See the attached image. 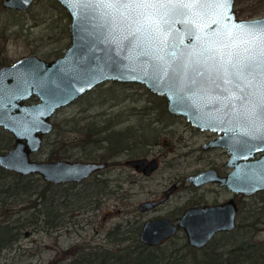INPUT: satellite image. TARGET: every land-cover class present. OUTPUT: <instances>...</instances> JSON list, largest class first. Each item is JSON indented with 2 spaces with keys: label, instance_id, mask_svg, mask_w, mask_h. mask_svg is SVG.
<instances>
[{
  "label": "water",
  "instance_id": "1",
  "mask_svg": "<svg viewBox=\"0 0 264 264\" xmlns=\"http://www.w3.org/2000/svg\"><path fill=\"white\" fill-rule=\"evenodd\" d=\"M71 15V43L54 59L39 54H25L0 67V125L11 130L16 144L0 153V164L23 174L37 173L56 183L82 181L94 171L109 164L101 159H36L31 153L42 144L43 134L53 129L50 118L60 106L80 97L105 80L145 82L150 90L166 96L168 110L184 115L193 125L218 132L219 136L204 143V147L224 146L230 152L227 161L232 167L219 174L214 167L190 173L194 184L218 181L235 193L264 190V63H254L251 74L239 87L231 85L234 96L218 91H193L169 71L164 74L156 62L142 55L141 48H132L126 39L137 27V13L131 9L106 8L95 3L77 5L75 0H59ZM34 0H2L7 8L26 9ZM222 7L217 0H205L202 12L195 19L176 18L171 32L177 38L173 67L178 68L193 53V59H203L205 48L238 44L243 50L251 45V37L238 25L264 27V16L239 17L234 10ZM147 44V41H145ZM208 56V52H204ZM172 60V57H168ZM191 76V73L189 74ZM32 95L37 101L27 102ZM220 96V99H215ZM26 101V102H25ZM259 152L262 154L257 155ZM130 166L151 173L158 168L159 158L130 157ZM174 185L166 189V195ZM162 199L141 203L147 209ZM239 205L235 197L218 203H203L188 207L179 221L160 215L149 218L141 228L140 238L149 244L185 229L190 244L206 245L214 234L235 227Z\"/></svg>",
  "mask_w": 264,
  "mask_h": 264
},
{
  "label": "rangeland",
  "instance_id": "2",
  "mask_svg": "<svg viewBox=\"0 0 264 264\" xmlns=\"http://www.w3.org/2000/svg\"><path fill=\"white\" fill-rule=\"evenodd\" d=\"M62 6L53 0H34L30 7L18 10L5 7L0 0V65L25 54L37 53L48 59L63 54L71 43L72 21L67 14L69 10ZM234 10L242 18L264 16V0H235ZM53 118L59 125L35 154L37 158H48L50 149L57 147L69 158L88 159V155L93 154V158L108 157L112 163L86 177L84 182L68 187L71 192L79 191L84 200L71 204L74 209L65 212L64 226L54 230H31L30 227L23 231L19 241L4 249L0 264H70L74 255L69 249L75 244L86 250L93 249L94 256L108 250L119 254L126 247H135L130 244L140 243L135 241L137 232L134 230L140 228L145 219L170 214L175 209L179 211L181 205H188L191 200L213 202L232 195L227 188L214 183L204 184L197 190L191 186L187 174L211 165L225 168L228 153L222 147L203 148L202 142L213 137L214 132L199 129L184 115L170 112L166 96L153 92L145 82L102 81L68 105L61 106ZM86 126L100 130L94 136L103 139L109 135L112 140H102L95 146L96 142L89 141L82 132ZM120 131L125 133V140ZM62 137L67 144H63ZM167 137L169 141L164 143ZM122 142L126 147L120 149L116 145ZM136 155H158V169L144 174L125 162L127 156ZM106 179L108 185L104 187ZM174 181L184 184L168 200L147 211L139 208L142 201L162 196ZM94 194L98 195L94 198ZM88 198L94 199L84 205ZM241 198L243 205L256 200V196ZM113 229L119 232L116 235L125 233L130 237L125 243H118L109 237ZM178 234L161 246L153 247L152 251L162 255L166 250L170 254L180 247V253L175 256L180 261L177 264H181L185 231L182 229ZM259 236L264 238V229ZM144 259L147 262L152 258Z\"/></svg>",
  "mask_w": 264,
  "mask_h": 264
},
{
  "label": "trees",
  "instance_id": "3",
  "mask_svg": "<svg viewBox=\"0 0 264 264\" xmlns=\"http://www.w3.org/2000/svg\"><path fill=\"white\" fill-rule=\"evenodd\" d=\"M53 1L63 7L59 0ZM67 14L70 15L68 11ZM56 123L59 125L58 122ZM99 131L92 129L91 126L82 128L83 134L88 137L89 141L96 142L95 146L100 145L102 140L111 139L109 135H105L103 139L94 136ZM118 133L125 140V133L121 131ZM62 141L64 145L67 144L64 137ZM12 143L10 132L0 127V151L6 150ZM123 143L116 146L123 149L126 147ZM61 150L63 149L58 148L57 151H52L51 157L65 156ZM88 158H93V154L88 155ZM107 181L106 179L104 187L108 185ZM77 182L80 181L51 182L37 173H18L0 164V255L5 248L19 241L22 232L30 227L31 230L43 228L54 230V228L64 226L65 212L68 209H74L71 204H74L75 200H84L80 197L79 191L71 192L68 189L70 185L73 186ZM97 195L94 194L93 197ZM255 196L254 202L242 206L239 214L240 222L234 230L216 234L214 239L202 248L191 246L187 239L183 238L181 247L185 251L180 256L184 257L181 264L185 262L187 264H264V238L259 236L260 230L264 229V190L252 195L253 198ZM94 198L85 199L84 205L90 200L93 201ZM97 201V205H100L101 201L98 199ZM112 237L114 241H122L130 235H113ZM127 248L129 247L124 248V252L119 254L103 253L94 256L92 255L93 249L86 250L81 245L75 244L69 249L74 255L70 264H177L180 262L178 256H175L180 253V247L172 250L170 254H167L165 250L162 255L153 252V247L148 245ZM145 257L152 259L146 262Z\"/></svg>",
  "mask_w": 264,
  "mask_h": 264
},
{
  "label": "snow or ice",
  "instance_id": "4",
  "mask_svg": "<svg viewBox=\"0 0 264 264\" xmlns=\"http://www.w3.org/2000/svg\"><path fill=\"white\" fill-rule=\"evenodd\" d=\"M217 2L230 12L234 0ZM92 3L135 11L137 27L122 39L132 48H141V54L155 61L160 72L171 71L174 77L181 78V83L189 90L228 93L224 99L230 100L234 96L230 86L239 87L238 82L247 79L254 63H264V27L242 24L237 27L252 38L246 41L250 47L241 50L233 43L215 49L205 48L200 53L203 59H193V53H189L178 68L173 67L176 54L168 49L177 46V38L171 32V25L176 18L195 19L202 12L205 0H75L77 5ZM204 52L209 55L204 56ZM215 99L219 100L220 96Z\"/></svg>",
  "mask_w": 264,
  "mask_h": 264
},
{
  "label": "flooded vegetation",
  "instance_id": "5",
  "mask_svg": "<svg viewBox=\"0 0 264 264\" xmlns=\"http://www.w3.org/2000/svg\"><path fill=\"white\" fill-rule=\"evenodd\" d=\"M37 54V53H36ZM13 62V61H12ZM9 63H11V62H9ZM3 64H6V63H3ZM2 64V65H3ZM2 65H0V67L2 66ZM97 86V85H96ZM95 87V86H94ZM94 87H92V88H94ZM92 88H90V89H92ZM87 91H89V90H87ZM87 91H85V92H87ZM84 92V93H85ZM84 93H82V94H84ZM82 94H80V96L82 95ZM79 98V97H78ZM39 99V97L38 96H36V95H32L31 96V98H29V99H27L26 101L27 102H34V101H37ZM77 99V98H76ZM76 99H74V100H76ZM73 100V101H74ZM25 101V102H26ZM72 102V101H71ZM70 103V102H69ZM66 105H68V104H66ZM64 106V105H63ZM61 107V106H60ZM59 107V108H60ZM59 110V109H58ZM57 110V111H58ZM56 111V112H57ZM55 112V113H56ZM55 113H53L52 115H51V119H52V121H53V129H51V130H49V132H46V133H44L43 134V137H42V144H41V146L39 147V149L38 150H35V151H33L32 153H31V156L32 157H34V158H36V159H49V160H51V159H61V158H67V159H78V158H69V155H67V154H64L65 156H61V157H59V158H52L51 157V152L52 151H57V147H54V148H52V149H50V153H49V157L48 158H44V157H40V158H37L36 156H35V154L36 153H38V152H40L41 151V149L43 148V146H44V144H45V142H46V138L52 133V132H54L55 131V129H56V126H57V123H56V121H55V119L53 118L54 117V114ZM0 127L1 128H3L5 131H9L10 132V134L12 135V141H13V143L10 145V147H8L6 150H3V151H0V153H2V152H7V150H9L10 148H12L15 144H16V141H15V135H14V133L11 131V130H9L7 127L5 128L3 125H0ZM199 129H201V128H199ZM104 130V129H103ZM202 130H205V129H202ZM210 130V129H209ZM211 131H213V130H211ZM214 132V135H213V137H210V138H208L207 140H205V141H203L202 142V147L203 148H210V147H222V148H224L225 149V151L228 153V158L224 161V163H225V168H220L219 166H217V165H211V166H209V167H205V168H201L200 170H203V169H209V168H211V167H214V168H216L217 170H218V173L219 174H227V172L228 171H230L231 169H232V167L231 166H229V164L227 163V161H228V159H229V157H230V152H228L227 151V149H226V147H224V146H212V145H210V146H208V147H204V143H207V142H209L210 141V139H212V138H215V137H218L219 136V134H218V132H216V131H213ZM114 135L116 134V133H113ZM113 134H111V135H113ZM112 140V139H111ZM167 141H169V138L167 137L166 139H164V143H166ZM55 142H56V140H55ZM63 154V153H62ZM260 154H262V152H259L257 155H260ZM136 156H145V155H136ZM136 156H127V158H125V162H126V160L128 159V158H130V157H136ZM146 156H148L149 158H151V157H158L159 158V165H160V157L157 155V156H149V155H146ZM83 159H85V158H83ZM88 159H91V158H88ZM94 159H98V158H94ZM105 160H108L109 161V164L108 165H110L112 162H111V160L110 159H108V157H105L104 158ZM104 159H101V160H104ZM107 165V166H108ZM129 165V164H128ZM159 165H158V167H159ZM3 166V165H2ZM107 166H104V167H107ZM6 168V167H5ZM8 169V168H7ZM135 169H137V168H135ZM158 169V168H157ZM157 169H155V170H157ZM100 170H104V168H102V169H100ZM139 172H141V173H144V174H146L144 171H142V170H139V169H137ZM155 170H153V171H155ZM200 170H196V171H192V172H190V173H196V172H200ZM97 171H99V170H97ZM152 171V172H153ZM94 172H96V171H94ZM94 172L92 173V174H94ZM151 172V173H152ZM190 173L189 174H187V180L189 181V182H191V186L194 188V189H198V188H201V186H203L204 184H209V183H214V184H218V185H220L221 187H224V188H227L230 192H231V196H229V197H227V198H225V199H223V200H220V199H215V200H213V202L212 201H209V200H207V199H205V200H203L202 199V201L200 200V201H195V200H191V203L190 204H188V205H185V206H182L181 205V207H180V209H179V211L178 210H176L175 209V211L173 210V211H171V213L170 214H160V215H166V216H169V217H172V219H174L176 222L177 221H179L180 220V216H181V214L188 208V207H190V206H192V205H202L203 203L205 204V203H209V204H213V203H218V202H223L224 200H226V199H229V198H232V197H235V199H236V201H237V204L239 205V209H238V211H237V213H236V223H235V227L233 228V229H231V230H227V229H225V230H221V231H218V232H216L215 234H214V236L216 235V234H218V233H220V232H225V231H232V230H234L237 226V223L239 222V217H240V210H241V208H242V206H245V205H243V204H241L242 203V198L241 197H244V195H248V196H252V195H255V194H249V193H235V192H233L231 189H229L227 186H225V185H223V184H220L218 181H214V180H212V181H208V182H204V183H201L200 185H196V184H194L193 183V181L192 180H189L188 179V177L190 176ZM91 174V175H92ZM147 174H150V173H147ZM90 176V175H89ZM184 183H179V182H177V181H174V182H172L166 189H168L170 186H172V185H174V189L170 192V194H168V195H166V189L164 190V194L162 195V196H159V197H153V198H148V200L149 199H162L161 201H159V203L158 204H156V205H154V206H152V207H149V208H147V209H142V207H141V203L143 202H141L140 203V205H139V208L140 209H142V210H144V211H147V210H149V209H152V208H155V207H157V206H159V204L160 203H162V202H164V201H166V200H168L169 198H170V195L173 193V192H175L176 190H179V188H180V185H183ZM256 193V192H255ZM249 203H251V202H249ZM153 217H160V216H153ZM153 217H149V218H153ZM148 218V219H149ZM148 219H145V221L142 223V225H141V227L136 231V230H134V232L136 231L137 232V239H135V241H138V242H140L138 245H137V243H135V244H130V245H133V246H140V245H148V246H152V247H155V246H158V245H161L164 241H168L169 239H171L172 237H176V236H179V234H178V232L180 231V230H182L183 228H181V227H179L178 229V231L175 233V234H172V236H170V237H168V238H164V239H162L161 240V242L160 243H156V244H153V243H151V244H149V243H147V242H145V241H142V239L140 238V233H141V228H142V226L144 225V223L148 220ZM132 228H129V230H131ZM184 231H185V229H183ZM119 231V230H118ZM132 231V230H131ZM110 232V235H109V237L110 238H113L111 235L112 234H114V236L116 235V233L118 234L119 232H116V231H114V229L113 230H110L109 231ZM125 234V233H124ZM185 237H184V239H187V234H186V232H185ZM214 236L212 237V239L211 240H213L214 239ZM126 240H128V239H125V240H122V241H116V242H118V243H125V241ZM210 240V241H211ZM187 241L189 242V240L187 239ZM209 243V242H208ZM207 243V244H208ZM189 244H190V242H189ZM206 244V245H207ZM191 245V244H190ZM192 246V245H191ZM205 246V245H204ZM203 246V247H204ZM193 247H194V245H193ZM195 247H197V246H195ZM197 248H202V247H197ZM108 253H110V251L108 250L105 254H108ZM109 255V254H108Z\"/></svg>",
  "mask_w": 264,
  "mask_h": 264
}]
</instances>
